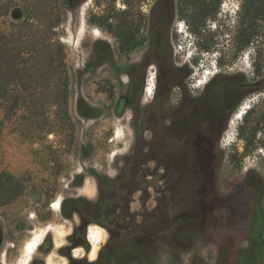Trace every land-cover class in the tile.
<instances>
[{"label": "rangeland", "instance_id": "rangeland-1", "mask_svg": "<svg viewBox=\"0 0 264 264\" xmlns=\"http://www.w3.org/2000/svg\"><path fill=\"white\" fill-rule=\"evenodd\" d=\"M17 8L13 5L11 14ZM63 20L59 33L67 54L70 121L58 113L60 121L45 127L43 121L29 123L23 111L5 118L0 109L5 119L0 171L26 186L17 201L0 210V264H16L30 231L59 221L52 202L69 200L77 188L71 185L74 177L90 175L91 169L116 180L104 187L105 202L114 198L115 214L123 213L125 224L141 222L155 209L166 214L168 208L172 213L190 208L199 152L209 161L204 180L216 176L223 193L250 170L264 179V92L253 91L264 79V0H86L65 11ZM122 24L143 43L124 45ZM96 30L102 37L94 35ZM98 41L111 46L114 64L98 63ZM201 65L213 73L197 85ZM151 67L155 91L147 97ZM129 74L136 83L133 92ZM127 95L131 106L117 116L118 100ZM80 96L102 109L103 116L80 117ZM243 106L249 107L247 114L231 130L230 120ZM118 130L121 137L113 140ZM87 144L93 152L85 159L81 146ZM103 229L96 259L110 239ZM47 255L38 250L30 264H46ZM158 255L163 264H191L196 255L213 263L217 247L201 242L172 262L163 243Z\"/></svg>", "mask_w": 264, "mask_h": 264}, {"label": "trees", "instance_id": "trees-1", "mask_svg": "<svg viewBox=\"0 0 264 264\" xmlns=\"http://www.w3.org/2000/svg\"><path fill=\"white\" fill-rule=\"evenodd\" d=\"M84 1L0 0V109L5 118L17 117L23 111L29 123L43 121L45 127L60 121L58 113L70 121V79L66 48L61 42L59 29L64 23L65 11L73 10ZM15 4L21 11V17L8 21ZM120 30L126 34L124 45L133 48L143 43L130 34L127 24L120 25ZM94 56L98 63L114 64L111 46L106 42L95 43ZM135 85L131 76L129 92H133ZM257 85L256 88L252 85L253 91L264 92V79ZM22 89L29 91L22 92ZM39 89L43 92L34 93ZM130 106V95L120 97L116 115L122 116ZM77 113L83 119L96 120L104 112L80 96ZM4 126L5 119L0 117V140ZM48 133L53 132L48 130ZM92 152V144L81 146L83 158H89ZM199 155L197 169L200 174L193 184L194 204L173 213V208H168L166 214L155 209L141 222L134 220L131 224H125L123 213L115 214V204L111 202L114 198L109 197V202H105L107 197L103 189L115 185L116 180L94 169L89 170L98 183V200L92 202L79 197L62 203L63 217L71 219L73 213L80 216V224L68 238L70 245L60 249L68 264H163L158 255L161 244L167 246L170 261L174 262L179 261L183 253L192 252L201 242L217 247L216 260L211 263L196 255L191 264H264V179L250 170L243 181L228 193H223L216 176L210 177L208 183L204 180V172L209 171V161L202 153ZM84 178V174H77L71 185L81 186ZM25 191L26 186L19 177L0 171V210L17 201ZM66 204L70 205L69 212L65 210ZM111 216L114 221H108ZM91 224H97L110 233L106 247L93 261L87 257H73L70 253L73 248L83 247L87 253L91 251L86 238L87 227ZM53 246L48 234L39 250L49 254Z\"/></svg>", "mask_w": 264, "mask_h": 264}, {"label": "bare ground", "instance_id": "bare-ground-1", "mask_svg": "<svg viewBox=\"0 0 264 264\" xmlns=\"http://www.w3.org/2000/svg\"><path fill=\"white\" fill-rule=\"evenodd\" d=\"M94 35L97 37H102L101 33L98 30L94 31ZM212 73L213 72H211L210 70H206L205 77H204L206 82H208L207 76L211 75ZM201 81L204 82L203 78ZM154 86H155V76L153 73V68H151L150 72L148 73L147 84H146V89H145V95L147 97H150L154 94V91H155ZM248 109H249L248 106H243L233 116V118L230 120V123H229V127L231 130H233V128L237 127L238 121L244 116V114L246 113V111ZM231 136H232V134H231ZM120 137H121V132L118 130V131H116L113 140H116ZM112 155L116 156L117 152H113ZM89 186H90V182H87L86 187L88 188ZM62 202H63V200L61 197L57 198L55 201L52 202L51 208L54 211L59 212L62 208ZM63 228L60 226H56V225L49 223L43 227H35L33 230H31L29 239L26 242H24L25 243L24 245H22L23 246L22 257L19 259V261L16 264H30L34 255L37 253L38 248L43 243V241L45 240L46 236L49 233L54 234V238H53L54 240L53 241H54V245H55L56 249L64 246L66 231ZM88 230H89L88 239H89V242L91 243V247H92L91 251L89 252V257H90V260L93 261L96 259L97 254H98V250L104 242L105 230L102 227H99L97 225L89 226ZM4 256H5V254H4ZM57 258H58V256H56V254L54 252L48 254L46 257V264H56ZM62 261H64V258ZM65 261H66V259H65ZM61 263H63V262H61Z\"/></svg>", "mask_w": 264, "mask_h": 264}, {"label": "crops", "instance_id": "crops-1", "mask_svg": "<svg viewBox=\"0 0 264 264\" xmlns=\"http://www.w3.org/2000/svg\"><path fill=\"white\" fill-rule=\"evenodd\" d=\"M87 182H90V186L88 188L86 187ZM79 197H84V198H86L92 202H96L98 200V198H99V187H98V183H97V180L95 179V177L90 176V175H86L84 180H83L82 185L75 189V194L70 199L79 198ZM65 210L67 212H69L71 209H70V207H68V205H66ZM54 217L58 218L59 221L51 222L50 224L60 226L62 228L64 227L63 229L66 231V237L64 240L65 241L64 246H62L61 248L67 247L70 245L69 240H68L69 236H71L74 233L75 227L80 224V216L78 213H73L71 219H66L65 217H63L62 208H61V210L59 212L54 211ZM91 225H93V224H91ZM91 225H89V226H91ZM89 226L87 227V233H86V238L88 241H89V239H88ZM90 245H91V243H90ZM61 248H58V252L56 255V256H58V258L56 259V262H57L56 264H67L68 259H67V257L63 256L60 253ZM55 249L56 248L54 245L51 253L52 252L55 253ZM70 253L75 258H82V257H84V255H89V253H87L83 247L73 248L70 250ZM63 258H64V261H62ZM65 259H66V261H65ZM61 262H63V263H61Z\"/></svg>", "mask_w": 264, "mask_h": 264}, {"label": "water", "instance_id": "water-1", "mask_svg": "<svg viewBox=\"0 0 264 264\" xmlns=\"http://www.w3.org/2000/svg\"><path fill=\"white\" fill-rule=\"evenodd\" d=\"M11 16L13 19H19L21 17V11L19 9H15L12 12ZM3 242H4V232H3V228L0 226V249L3 245Z\"/></svg>", "mask_w": 264, "mask_h": 264}, {"label": "flooded vegetation", "instance_id": "flooded-vegetation-1", "mask_svg": "<svg viewBox=\"0 0 264 264\" xmlns=\"http://www.w3.org/2000/svg\"><path fill=\"white\" fill-rule=\"evenodd\" d=\"M151 68H152V67H151ZM151 68H150V70H151ZM150 70H149V72H150ZM43 242H44V241H43ZM41 245H42V244H41ZM41 245H40V246H41ZM21 248H22V247H21ZM39 248H40V247H39ZM39 248H38V250H39ZM41 252H42V251H41ZM20 253H21V249H20ZM21 255H22V254H21ZM21 255H20V257H21ZM20 257H19V258H20ZM19 258H18V260H19ZM17 262H18V261H17ZM31 262H32V260H31ZM31 262H30V263H31ZM33 264H36V263H33Z\"/></svg>", "mask_w": 264, "mask_h": 264}, {"label": "clouds", "instance_id": "clouds-1", "mask_svg": "<svg viewBox=\"0 0 264 264\" xmlns=\"http://www.w3.org/2000/svg\"><path fill=\"white\" fill-rule=\"evenodd\" d=\"M214 30V29H213ZM208 52H210V51H203V54H206V53H208ZM216 53H218V51H215L213 54H215V56H216Z\"/></svg>", "mask_w": 264, "mask_h": 264}]
</instances>
